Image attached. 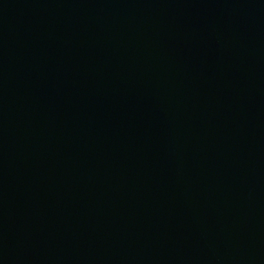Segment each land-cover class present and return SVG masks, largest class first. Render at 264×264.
<instances>
[{
    "label": "water",
    "instance_id": "obj_1",
    "mask_svg": "<svg viewBox=\"0 0 264 264\" xmlns=\"http://www.w3.org/2000/svg\"><path fill=\"white\" fill-rule=\"evenodd\" d=\"M0 264H264V0H0Z\"/></svg>",
    "mask_w": 264,
    "mask_h": 264
}]
</instances>
